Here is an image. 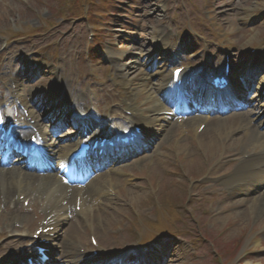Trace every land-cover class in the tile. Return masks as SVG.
Returning <instances> with one entry per match:
<instances>
[{"label":"rangeland","instance_id":"374dc122","mask_svg":"<svg viewBox=\"0 0 264 264\" xmlns=\"http://www.w3.org/2000/svg\"><path fill=\"white\" fill-rule=\"evenodd\" d=\"M83 1L85 0H70L72 4L65 11L66 15L61 18L60 15H57V12H64V6L67 4L66 2H62V0H0V61H7L10 64L13 62L14 65L18 64L21 67L18 70L20 83L29 90H38V93L42 95L41 100H36L39 106V102H41L42 106L51 104L48 100L49 94L43 95L42 93L53 89L49 74H53L54 71L53 67L48 66V62L42 63L40 61L45 57L43 58L39 51L43 47L56 48L55 46L56 43L59 44V39L69 44L70 34L73 30L83 35L82 40L85 38L83 49L85 50L87 47V31L89 28L84 22L86 31H83L81 28L83 25L82 20H77L73 17H77V11ZM114 1L118 0H112V2ZM185 2L187 3V0H119V3H114L115 6L108 8L113 16L109 15L102 20L103 24L100 29H103V32L100 34L101 37L99 39L95 38V41H99L102 45L106 44L107 48L105 49L109 50L111 47L112 49L110 50L117 53L120 57L143 56L141 61L137 65L132 66V70L130 69L129 78L119 84L126 85L129 82V87L135 89L142 81L146 80L147 77L143 73L148 72L151 66L149 64L151 57L148 59L147 57L153 50H156L155 44L158 35L161 34V36L169 38L172 36V33H168V28L171 30L174 28L177 32L179 30L182 32V29L186 28V22L182 19L187 11V7H184ZM210 8L214 12V19L221 26V29L224 31H236V36L233 37H235L240 45L233 49L236 54L234 64L241 65L246 63L248 50L264 39V0H212ZM188 18L186 19L187 22ZM48 22H50L49 25ZM48 28L50 30L45 32ZM206 33L209 39L214 40L216 38L215 30H209ZM218 33L223 32L218 30ZM200 43L199 46L203 44V41ZM120 45L121 50L119 49ZM219 46V44L214 43L209 46V50H214ZM64 47L67 48L68 45ZM261 49H264V45L261 46ZM125 50L127 51L125 52ZM7 51L10 53L13 51L16 56L9 60ZM2 53L6 54L1 56ZM93 55L99 59L90 60L88 64L85 60L81 61L80 66L85 73L89 71L95 72L93 75L89 74L91 77L89 85L92 86L93 91L98 92L103 86L99 88L97 82L101 81L102 78L105 79V75L110 70L101 59L102 52L97 50ZM104 58L107 59L106 57ZM199 58L197 60L200 61L202 56ZM31 62L32 64L28 65ZM48 67H50L49 70H47ZM111 75H113L112 67ZM64 77L65 75L60 73V79L64 80ZM70 78L66 77V80ZM147 80L149 79L147 78ZM55 84L54 81L53 85L55 86ZM156 86L157 82L155 81L154 85L152 84V88L149 87L144 93L139 94L140 104L142 103L141 100L154 92L153 87ZM32 100L35 104V100ZM137 100L139 99L137 98ZM261 101L262 98L260 99ZM220 125L216 122H211L210 127L213 130ZM178 132V127L176 126L173 132H171L173 133L172 141ZM206 133L211 135L212 132L208 128ZM192 137H195V135L180 138L179 142L181 144L175 147V152H181L186 147L193 149L191 152L194 154L191 155L186 168L195 183L191 185L185 179L183 181L168 179L170 177L164 176L163 170H161L165 179L162 180L158 193L156 190L154 191L155 194L151 193L148 195L146 193L135 192L130 196L133 203L136 201V207L143 209L139 212L138 217L144 220H159L156 208L150 207L153 199L160 200L161 198L162 202L166 203L165 207L169 206L172 210L175 218L171 219L172 222L167 224L169 227L167 231L168 235L155 236L153 240L172 248L170 251L173 250V253L169 254L170 257H168L167 264H219L218 252L224 262H228L229 264H264V230H260L264 221L261 218L264 215L263 213L259 216H252L253 214L247 211L245 215L231 213L214 219H210L208 214L202 215L200 209L204 205L211 208L215 199L207 198L205 200L203 196V187L206 189L209 184L208 179L201 181V184L197 180L206 168L202 163H198L197 154L199 151L198 147L191 143L190 139H193ZM163 148H167V146H163ZM162 150L160 149V151ZM205 150H208V148ZM210 151L206 154L211 160ZM157 165L155 167L157 166L156 171L158 172L160 168L170 169L173 163L168 157L163 155L162 151L158 153ZM147 166L148 164L146 163L145 165H141V167L132 166L130 171L141 170L138 174L147 177L146 182H150L149 178H155L157 173L154 171L149 172V169H146ZM188 184L189 191L187 193ZM151 186L152 184L150 188ZM186 199H189V201L187 202ZM8 201L9 198H7L6 202L0 199V207L4 206V203L7 204ZM109 202L115 203L112 195H104L105 205L103 209H106L107 213L106 215L104 213L99 214L102 215V219L100 216H96V222H93L92 225L83 221L86 218L79 217V220L84 225L81 231L82 237H84L85 241H88L90 229L95 226L97 236H100L103 242L107 241L110 244L107 245L110 247L123 248L127 244H133L136 242V238L135 234L133 237L131 232L133 230L136 232L140 228L137 225L139 223L132 226L134 221H131L130 217L123 220L121 216L126 212L132 211V209L128 208L129 205L120 206L118 204L117 206H110L111 204H106ZM177 204L179 206L175 208ZM98 205L102 206L101 203ZM213 205L216 206L215 203ZM176 209L181 215H179ZM167 212L168 208L161 212L164 220H166L167 214H169ZM192 213L196 215L195 219L191 218ZM28 215L33 220L36 219L34 213H29ZM247 215H249L248 220L247 217L246 219L241 218ZM4 216L6 219L10 218L7 212ZM171 236L175 238L172 241ZM196 238L207 239L204 246L197 250L191 246V241ZM76 241L74 237L68 234L63 235L62 240L59 241L62 252L65 254L66 242L71 243L74 249ZM200 241L203 242L202 239ZM186 247L189 249L188 252ZM246 253L247 255L243 260H240L241 256Z\"/></svg>","mask_w":264,"mask_h":264},{"label":"bare ground","instance_id":"6f19581e","mask_svg":"<svg viewBox=\"0 0 264 264\" xmlns=\"http://www.w3.org/2000/svg\"><path fill=\"white\" fill-rule=\"evenodd\" d=\"M119 66H122L121 64H119ZM144 86L146 87V83H143V85H140L135 92H139L141 90L144 89ZM225 127H219V131H224ZM227 131V129L225 130ZM250 135L252 136L253 139H257V141L259 142L260 138H258V136H262V134L258 131V129L256 130L255 128H251L250 130ZM203 134H206L205 131H203V133H201V136ZM208 140L206 139V136H202V141L204 142V145L206 142H208V145L206 146L205 149L208 148V150H210V148L213 147L214 144H216V137H214L213 135H208ZM66 150H70V148L68 147V145L65 146ZM204 149V150H205ZM207 151V150H206ZM254 158H260L259 155L255 156ZM245 168L244 167L240 173L233 179L226 181L228 184H233V183H237L235 180L240 179L241 177L244 178V176H242L245 172ZM25 179V186H23L22 188L20 186H18V182L16 179V175L14 174H9L8 171H2L0 170V199H4V201L7 199V197L11 194H15L18 191H23L25 189H32V184L34 183V181L37 180L36 177L32 176V174H28L24 177ZM57 178H54L53 181H56ZM111 183H109L108 181H103L101 182H97V181H93L92 184L90 185V189L88 190L87 194H85V198L81 199V211L79 214H84L85 216L91 213L96 214V213H104L106 215L107 210L103 209L104 205L100 206L98 205L96 209H94L93 207L96 205V199L98 196L104 194L106 192V190H108V188L111 187ZM64 187V186H62ZM61 187V191H56L55 189L52 192V201H51V205L49 207V210H47V216H48V220L50 221L49 225L53 224L56 222L57 217L62 218L64 217V213L66 212L67 208H70L73 201L75 202L76 199L74 197V195L72 193H69L66 189ZM52 188V187H51ZM50 189H45V187H43V192L48 193V195L50 194ZM56 189H58L59 187L56 186ZM48 191V192H47ZM50 196V195H49ZM11 197V196H10ZM9 197V198H10ZM59 197L60 200L61 199H65L67 198V204L66 206L62 207L61 205H57L56 203V199ZM55 199V201H53ZM233 205H242V204H246L249 206L250 211L254 213V215H257L259 213V211H261L264 208V193H261L260 195H254V196H249L248 198L245 199H239L237 201H234L232 203ZM121 206H125L127 205L125 202H120ZM247 211V209H243L240 211V214H244V212ZM102 216V215H101ZM249 215H247V220ZM12 217L18 218L19 215H13ZM22 218V217H20ZM23 219V218H22ZM87 219H89L87 217ZM25 220V219H23ZM27 221V220H26ZM81 228H82V223L76 220H73V222L70 224V226L67 229V233L69 235L71 234H76V235H81ZM67 246H65V255H75V252L78 253V251H74L75 249L72 248L71 243L69 244V242H66ZM76 253L75 258H74V263H80L81 261V257Z\"/></svg>","mask_w":264,"mask_h":264}]
</instances>
